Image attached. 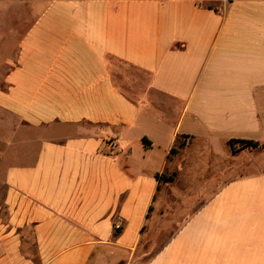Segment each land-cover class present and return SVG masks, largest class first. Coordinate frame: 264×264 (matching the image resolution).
I'll return each mask as SVG.
<instances>
[{
    "label": "crops",
    "instance_id": "obj_1",
    "mask_svg": "<svg viewBox=\"0 0 264 264\" xmlns=\"http://www.w3.org/2000/svg\"><path fill=\"white\" fill-rule=\"evenodd\" d=\"M21 1L0 264H264V0Z\"/></svg>",
    "mask_w": 264,
    "mask_h": 264
},
{
    "label": "rangeland",
    "instance_id": "obj_2",
    "mask_svg": "<svg viewBox=\"0 0 264 264\" xmlns=\"http://www.w3.org/2000/svg\"><path fill=\"white\" fill-rule=\"evenodd\" d=\"M20 1V2H19ZM43 9L42 5L22 3L21 0H0V73L6 70V59L15 51L18 44L19 33H21L29 25V21H18L15 19L18 13H37ZM20 127V122L15 117L0 109V207L4 204L5 193V162L8 141L15 139L16 131ZM246 146V143H239V146ZM190 162H192V174L185 175L175 184V192L177 196L185 199L184 194L198 195L201 192V184L203 180L199 177V157L197 154L191 153ZM241 162V161H240ZM247 167H251L247 165ZM246 166L241 162L240 170ZM190 196H187V198ZM186 200V199H185ZM169 225H178L176 221L168 222ZM159 247L161 246L158 245ZM151 249V248H150Z\"/></svg>",
    "mask_w": 264,
    "mask_h": 264
},
{
    "label": "trees",
    "instance_id": "obj_3",
    "mask_svg": "<svg viewBox=\"0 0 264 264\" xmlns=\"http://www.w3.org/2000/svg\"><path fill=\"white\" fill-rule=\"evenodd\" d=\"M183 144H184V142H179V147H182L183 146ZM248 145H250V146H257V145H259L258 144V142H254V141H248ZM177 152V148H172V150H171V153L172 154H175ZM175 175L176 174H173V175H170V176H166V175H164V174H157V178H158V180L161 182V181H171V180H174V178H175Z\"/></svg>",
    "mask_w": 264,
    "mask_h": 264
}]
</instances>
